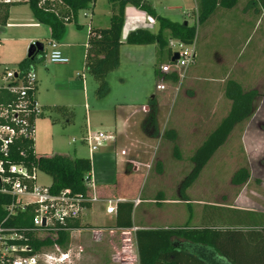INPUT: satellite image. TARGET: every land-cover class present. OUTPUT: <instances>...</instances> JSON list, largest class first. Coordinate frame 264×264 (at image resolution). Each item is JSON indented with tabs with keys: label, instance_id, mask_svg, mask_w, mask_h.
I'll use <instances>...</instances> for the list:
<instances>
[{
	"label": "rangeland",
	"instance_id": "1",
	"mask_svg": "<svg viewBox=\"0 0 264 264\" xmlns=\"http://www.w3.org/2000/svg\"><path fill=\"white\" fill-rule=\"evenodd\" d=\"M152 1L165 14L164 16L168 15L172 21L179 23L188 21L190 25L197 23L196 0H188V3L183 0ZM100 3L110 6L108 1H98L97 10ZM55 5L63 6L61 2H56ZM257 5L261 9L260 2L257 1ZM91 17L90 9L81 10L77 19L80 27L72 22L67 24L66 30L86 35ZM218 20L219 17L212 22L210 20L198 25L195 42L188 45L189 49L195 47V61L187 67L184 78L177 81L163 78L161 73L159 77L156 74V69L160 68L161 63L170 61L166 49L160 51L157 48L158 54L147 51L140 56L124 51L123 62L107 76L110 85L107 93L100 92L97 79L85 71L86 47L83 43L74 47H61V51L69 59V64L66 65L49 64L47 59L40 55L36 61L42 95L39 97V103L55 102L62 105L70 104L71 107L70 112L58 111L49 106L44 108L43 116L36 121L35 152L40 156L51 154L49 148L55 144L56 152L59 154L89 158L91 157L89 149L82 142L83 129L87 122L86 103L89 105L92 131H109L117 119V135H122L124 115L129 116L134 109L133 106L146 104L153 94H157L160 101L166 103L165 107L159 109L161 134L158 138H150L143 133L141 125L148 112L142 111L137 113L128 125L129 131L138 143L121 139L115 148L113 144L106 143L95 151L94 157L92 156L94 169L102 170L105 179L117 181V189L112 187L114 181L108 183L112 192L128 198L138 196L136 199L141 202L136 215L143 210L159 214L163 209L177 211L179 214L165 218V221L157 219L144 221V224L151 226H163L166 223L173 227L185 224L248 227L260 223L261 213H264V76L261 79L255 72L251 75L245 72L242 76L241 65L251 59L254 64L264 68V53L256 50L257 41L254 35L250 39L244 35L232 36L234 32L226 30L222 27V20ZM210 24L212 27L209 30ZM39 29L40 39L34 43H43L45 52H50L49 39L44 37L48 36L46 32L48 28L45 26ZM151 30L157 33L159 24L154 25ZM31 44L33 43L25 47L18 42L0 41V86L6 84H3L2 80L4 71L16 69L19 62L28 55ZM53 74L54 77H51ZM78 79L86 81V93L82 83L76 82ZM230 79L243 82L245 89H257L260 92L254 115L236 126L226 143L216 151L199 178L187 190L192 203L190 209L183 201L163 205L158 195L163 193L164 197H179V187L192 169L190 158L197 146H200L198 144L228 114L231 102L225 96V87ZM160 82L166 83V90L156 89V84ZM46 87H49L48 91ZM147 90L151 91L149 95H145ZM172 128H175L179 136L175 142L164 137V133ZM41 130L42 139L39 138ZM147 144L150 147L146 146ZM175 145L180 150V158L175 156ZM122 148L128 149L126 159L132 157L137 148L138 154H135V157L138 155L140 159L147 160L146 165L134 171L131 165L128 167L121 161L110 162L112 165L108 167L104 158L97 159L102 153H110V160L115 154H118V158L122 157L120 155ZM148 165L150 168L146 167ZM160 166L162 172H159ZM243 167L249 169L250 178L243 185H234L232 178ZM37 178L39 185L52 184L51 177L41 170H38ZM106 207V202L96 203V208L91 212L93 215L88 220L95 224L115 225L118 210L117 213L111 214L107 213ZM78 233L81 232H76L71 237V246L83 249L78 264H133L135 247L129 245L126 236L123 238L120 233L108 236L106 233L105 239L98 243L91 239L89 233L87 235ZM110 238L113 239L112 242H109ZM124 240H127L126 244L123 243ZM112 257H116L117 260H112ZM122 257H125L127 262L123 263Z\"/></svg>",
	"mask_w": 264,
	"mask_h": 264
},
{
	"label": "trees",
	"instance_id": "2",
	"mask_svg": "<svg viewBox=\"0 0 264 264\" xmlns=\"http://www.w3.org/2000/svg\"><path fill=\"white\" fill-rule=\"evenodd\" d=\"M27 0L34 17L51 30V39L61 41L66 33L68 23L77 24L78 13L81 10L93 9L97 0H60L63 4L58 7L49 0ZM260 2L264 9V0ZM111 6V23L109 27L95 28L90 26L86 43L85 71L94 76L98 83V90L107 93L110 85L108 74L120 64L121 34L125 22V10L128 5H133L147 12L159 23L157 33L148 29L137 28L129 32L126 43L129 45L155 44L159 50H168L171 61L172 49L169 44L172 39L180 40L190 45L195 42L197 27L208 21L217 8H234L239 0H197V23L190 25L188 22H173L157 14L149 0H108ZM19 2H0V26H5L9 18L10 7ZM79 27V25L77 24ZM45 53L25 57L19 62L18 68L23 72L36 65L37 59L44 57ZM169 61V62H170ZM160 69L156 74L160 76ZM174 81L176 75L165 76ZM37 85L35 86V96ZM16 94L0 89V103L17 100ZM225 96L231 102L228 114L207 135L202 144L191 156L193 164L191 171L184 178L179 187V200L191 202L187 190L199 178L201 172L221 148L237 125L252 118L256 111V101L260 97L257 89L244 90L242 85L230 79L226 82ZM149 110L141 128L143 133L150 138H158L161 134L159 128V103L155 96L148 102ZM58 111H68L66 106L54 107ZM43 116V115H42ZM164 137L175 142L177 133L170 129ZM34 139H18L11 145L9 163H24L30 169L38 168L48 174L52 179L51 190L59 192L61 189L70 188L74 192L87 193L84 183L86 175L92 170V160L87 157H72L64 154L51 156H37L34 149ZM175 156L180 158V150L175 145ZM3 158L0 152V159ZM159 172H162L161 166ZM250 178L248 168H240L233 176L234 185H243ZM159 200H166L164 194L158 195ZM10 202V197L0 196V225L13 226L20 229L30 228L33 225L34 214L32 211H21L14 218L7 219L5 203ZM88 205L87 207H89ZM215 206V205H214ZM239 210V209H235ZM134 203L121 202L114 228L125 229L133 227ZM247 213H255L247 211ZM261 222L248 227L236 225L229 227L220 226H183L174 228H155L136 230V244L139 264H264V213H261ZM75 228H90L82 224L81 219L71 223ZM96 228V227H94ZM28 243L34 249H46L55 243L64 245L68 237L64 234L58 237H38L32 233L27 235Z\"/></svg>",
	"mask_w": 264,
	"mask_h": 264
},
{
	"label": "built area",
	"instance_id": "3",
	"mask_svg": "<svg viewBox=\"0 0 264 264\" xmlns=\"http://www.w3.org/2000/svg\"><path fill=\"white\" fill-rule=\"evenodd\" d=\"M13 0H0L2 3H10ZM61 2L60 0H49ZM44 0L41 1V4ZM150 23L155 24L156 19L149 18ZM90 28V26H89ZM194 44V43H193ZM172 49V57L178 53L179 58L175 62L170 61L160 66V73L165 76L176 75L178 79L185 76V71L196 58L195 47L180 40L172 39L169 44ZM51 51L45 52L44 58L51 64H67L69 59L61 51L60 43L51 40ZM54 54H58L54 59ZM170 79V78H169ZM5 85L0 89H6L18 95L17 100L0 103V196L10 197V202L5 203L6 218H14L21 211H32L34 214L33 225L30 228H17L0 225V264H78L81 260L83 249L71 246V237L81 228L71 226V223L81 219L88 205L100 200L93 169L85 177L87 193L74 192L70 188L53 192L50 186H42L37 182L38 168L30 169L24 163H9L11 145L18 139H34L36 121L44 114V109L35 96L37 85V73L35 66L25 74L20 69H8L3 75ZM174 81L173 79H170ZM156 89H167L164 82L156 84ZM148 112L149 108H144ZM75 141V140H74ZM118 136L112 131H92L88 128L83 136V143L88 147L90 155L94 156L104 144H116ZM121 155H126L127 150H121ZM91 159V158H90ZM92 160V159H91ZM136 171L146 164L131 161ZM150 168V165L146 166ZM123 198H109L106 200L107 213H117L118 205L125 202ZM141 200L135 199L134 204H140ZM104 228H90L87 232L95 242H101L106 234ZM58 237L64 234L68 241L64 245L55 243L50 248L34 249L28 243L27 235Z\"/></svg>",
	"mask_w": 264,
	"mask_h": 264
},
{
	"label": "crops",
	"instance_id": "4",
	"mask_svg": "<svg viewBox=\"0 0 264 264\" xmlns=\"http://www.w3.org/2000/svg\"><path fill=\"white\" fill-rule=\"evenodd\" d=\"M98 1L100 2H104V1H108V0H97L95 2V6L93 9H91V19H90V23L89 26H93L95 28H105V27H109L110 23H111V6H107V5H103V3L99 4V9L97 10V5H98ZM150 3L152 4V6L154 7V9L156 10L157 14L160 16H163L165 18H168L169 20L170 17L164 16L165 14H163L159 8L153 3L152 0H149ZM12 2H19L18 4H14L10 7L9 10V18L7 21V24L5 26H1L0 28V41H5L6 43L9 42H18L21 45H25V47L30 44V43H34V41H37L38 39H40L38 32H40V27H45L47 25L40 23L33 15V12L31 10L30 5L27 3V0H13ZM183 2L188 3V0H183ZM56 3V2H54ZM102 4V5H101ZM196 5H198V2L196 0ZM108 9H106L107 7ZM178 8V7H177ZM97 11V14H96ZM151 16L145 12L144 10H141L133 5H128L126 7L125 10V22H124V26H123V30H122V34H121V46H120V64L123 62V55H124V51L129 52L130 54L133 55V53L135 54V56H140L141 54H145L147 51L148 52H153L154 54L157 53V45L155 44H149V45H129L126 43V38L129 34V32H131L132 30H135L137 28H144V29H148L151 32H154L151 30V28L156 25L159 24L158 21L156 20L155 24L150 23L149 18ZM219 17V20H222V27H225L226 30L232 31L234 32V34H232V36H236L239 37L241 35L247 36V39H250V37L252 35H254V37H256L257 43H256V50L259 49V53H264V9L261 7V9L258 8L257 5V1L256 0H239L238 4L231 9H225V8H217L215 10V12L210 16V18L208 19V21L212 22L213 19ZM218 20V21H219ZM172 21V20H171ZM175 22V21H173ZM188 22V21H186ZM72 23V22H71ZM74 23V22H73ZM189 23V22H188ZM69 24V23H68ZM219 24V23H217ZM216 25V24H215ZM80 27V26H79ZM212 27V24H210L208 26V29L210 30V28ZM215 27V26H214ZM47 35L48 36H44V37H48L49 39V43L51 42V30L50 28L47 26ZM37 29H39V31H37ZM67 31V34H65L64 36V41H59L60 43V47H74L77 45H81L82 43L84 44V46L86 47V43H87V38H88V31L89 29L86 31V35H82L80 33H71L72 31ZM80 32V31H79ZM156 33V32H154ZM84 39H86V42H84ZM251 43V41L249 42V44ZM247 44V42H246ZM245 44V45H246ZM248 44V46H249ZM152 48L150 49H146V48ZM29 50V49H28ZM258 52H255L258 54ZM25 55V52L24 54ZM28 56V55H27ZM26 56V57H27ZM25 58V57H24ZM23 58V59H24ZM22 59V60H23ZM149 59V57H148ZM172 59V58H171ZM21 60V61H22ZM150 61V60H149ZM51 64V63H49ZM69 64V63H67ZM119 64V65H120ZM163 64H167V62H163L161 63V65ZM53 65H66V64H53ZM160 65V66H161ZM45 66H47L45 64ZM16 69H19L18 67ZM35 69H36V73H37V66L35 65ZM8 69H6L7 71ZM3 73V75L5 74V72ZM264 71V68L262 66H258L256 63L254 64L253 61L251 59L245 61L242 65H241V73L242 76L245 75V72H247L249 75H251L253 72L258 73V76L262 79V77L264 76V74H262ZM3 75H2V80H3ZM51 77H54V74L51 75ZM83 78V77H82ZM244 78V77H243ZM4 81V80H3ZM263 81V80H262ZM77 83H82L83 85V90L86 93V81H80L79 79L76 80ZM76 83V84H77ZM59 82L56 84L58 85ZM242 85V87L244 88V84L243 82L240 83ZM43 84L41 83V86ZM46 85V84H45ZM48 86V84H47ZM40 82L38 79V74H37V91H36V98L38 101L39 97H41L42 95L40 94ZM46 90H49V87H46ZM244 90H251V89H245ZM149 93H151V91L147 90L145 95H149ZM152 96H155L157 98V101L159 103V109L162 107L166 106V103H164V101H160V99L158 98L157 94H153ZM57 97V96H55ZM57 99V98H56ZM56 101V100H55ZM48 102L45 103H40V105L43 107V109L45 107H56V106H62V104H57V103H53V104H47ZM134 103V102H133ZM136 103V102H135ZM51 105V106H50ZM123 106V104H121ZM136 105V104H135ZM63 106H66L68 108V111L65 112H70V104H63ZM126 106V105H125ZM86 110H87V114H86V125L83 129V136L85 135V133L87 132L88 128L90 129L91 126V118H89V105L88 103L85 104ZM134 109L131 112V114L129 116H125V119L122 121V135H117L118 136V141L119 140H123V139H127L129 141H133L135 143H138V140H136L134 138V136H132V132L129 131L128 129V125L129 122L132 118H134V116H136L137 113L144 111V108H149L148 103L143 104L141 106H133ZM122 113V111H120ZM147 112V111H146ZM127 117V118H126ZM173 130H175V128H172ZM112 132H115L116 134L118 133V122L116 119V122L114 123L113 127H110V130ZM176 131V130H175ZM42 130L39 131V138L42 139ZM177 133V138L176 140L179 138L178 136V132ZM37 134V133H36ZM208 135V134H207ZM207 137V136H206ZM205 137V138H206ZM205 138L202 140V142L205 140ZM82 142H83V137H82ZM202 142L198 145H201ZM118 143V142H117ZM116 144H113L112 146L115 148ZM148 147H150L148 144L146 145ZM36 148V145H34V149ZM198 148V146H197ZM49 153L51 152V154H46V155H42V156H51L54 154H59L56 152V146L55 144L52 145L49 148ZM127 150V154L126 155H121L122 157L118 158V154L114 155V157L110 160V153H102V155L97 159H105V164L106 166L108 165V167H110V162H114L117 163L118 161H121L122 163H126L127 166L129 167L130 165L132 166L131 161H135L138 163H142V165H144L146 163L147 160L145 159H140L139 157H137L138 154L137 153V148L135 150V154L132 157H129L128 159H126V157L128 156V149L127 148H122L121 150ZM36 150V149H35ZM36 153V152H35ZM37 156H40L36 153ZM91 156V155H90ZM72 157H77V156H72ZM85 157V156H83ZM94 157V156H93ZM92 159V156L89 157ZM92 163H93V159H92ZM127 167V169H128ZM141 168V167H140ZM140 168L138 170H140ZM92 169L95 175V180H96V188L100 197V200L98 202H106L107 199L112 198H123L126 201H130L133 202L135 201L136 197H131L128 198L127 196L124 195H116L112 192V188H109V184L110 182H115V184H112V187H114L115 189H117V181L115 179H113V181L109 180V179H105V174H103L102 170H98L94 169V165H92ZM132 169L134 171H136L135 166H132ZM137 170V171H138ZM133 171V172H134ZM130 172V171H129ZM166 200H160V202L163 205H173V204H177L182 202V200H179V197H164ZM146 201V200H143ZM150 201V200H149ZM96 202V203H98ZM185 202V201H183ZM96 203L91 204L89 207H87V209L84 211L82 217H81V222L84 225H87L90 228H94V227H98V228H106L108 229L106 233H108V236H113L114 234H122V237L124 238V236H126V239H129V245L132 246L133 245L135 247L134 250V255H135V259H133L132 263L134 264H139V258H138V250H137V244H136V230L138 229H155V228H174L173 226H168L166 225V223H164L163 226H151L148 224H144V221H151V219H157V220H163L165 221V218H171L174 216H178L179 214L177 213V211H171V210H161L159 212V214H155V213H149L146 212L145 210L138 212V214L136 215V210L139 208L140 204L135 205L134 204V211H133V216H132V221H133V227L131 228H125V229H116L114 228L115 225H105V224H95L90 222L88 219L91 218V216L93 215L91 212L96 208ZM187 203V202H186ZM190 209V208H189ZM118 210V209H117ZM139 213L141 214L139 216ZM138 216H139V220H138ZM179 227V226H178ZM89 228V229H90ZM88 228H83L81 233L78 234H82L84 233V235L88 234L87 232ZM76 234V235H78ZM114 235V236H115ZM113 238V237H112ZM105 239V238H104ZM103 239V240H104ZM109 242H112L113 239H109ZM127 240L123 241L124 244H126ZM114 256V255H113ZM117 260L116 257H112V260ZM121 260L124 262H127V259H125V257H122Z\"/></svg>",
	"mask_w": 264,
	"mask_h": 264
},
{
	"label": "water",
	"instance_id": "5",
	"mask_svg": "<svg viewBox=\"0 0 264 264\" xmlns=\"http://www.w3.org/2000/svg\"><path fill=\"white\" fill-rule=\"evenodd\" d=\"M45 52V46L43 43L41 42H35L33 44H31V46L29 47V50H28V57H32L34 56L35 54H39V53H44ZM179 58V54L176 53L171 61L172 62H175L176 60H178Z\"/></svg>",
	"mask_w": 264,
	"mask_h": 264
},
{
	"label": "clouds",
	"instance_id": "6",
	"mask_svg": "<svg viewBox=\"0 0 264 264\" xmlns=\"http://www.w3.org/2000/svg\"><path fill=\"white\" fill-rule=\"evenodd\" d=\"M57 55H58V54H54V57H53V58L55 59Z\"/></svg>",
	"mask_w": 264,
	"mask_h": 264
}]
</instances>
